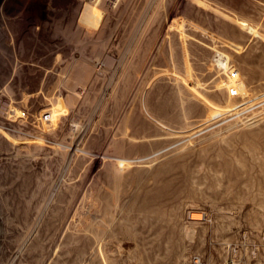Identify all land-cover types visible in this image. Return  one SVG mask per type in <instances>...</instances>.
<instances>
[{
    "label": "rangeland",
    "instance_id": "obj_1",
    "mask_svg": "<svg viewBox=\"0 0 264 264\" xmlns=\"http://www.w3.org/2000/svg\"><path fill=\"white\" fill-rule=\"evenodd\" d=\"M101 2L0 39V264H264V0Z\"/></svg>",
    "mask_w": 264,
    "mask_h": 264
},
{
    "label": "built area",
    "instance_id": "obj_2",
    "mask_svg": "<svg viewBox=\"0 0 264 264\" xmlns=\"http://www.w3.org/2000/svg\"><path fill=\"white\" fill-rule=\"evenodd\" d=\"M29 5L30 0H0V36L3 33L7 40L14 41V34L10 31L9 25L14 23L15 26L18 22L23 25L26 21V11L29 9ZM229 74L228 95L232 98H238L240 96V74L236 68L230 69ZM189 260L190 264H206L205 259L200 254H192Z\"/></svg>",
    "mask_w": 264,
    "mask_h": 264
},
{
    "label": "bare ground",
    "instance_id": "obj_3",
    "mask_svg": "<svg viewBox=\"0 0 264 264\" xmlns=\"http://www.w3.org/2000/svg\"><path fill=\"white\" fill-rule=\"evenodd\" d=\"M99 2H100V1H99ZM102 2H103V0H102ZM102 2H101V3H102ZM127 2H129V1H127ZM127 2H126V3H127ZM129 6H130V5H129ZM127 7H128V6H127ZM111 9H112V8H111ZM103 10H104V9H103ZM120 11H121V10H120ZM214 11H215V10H214ZM124 12H125V11H124ZM219 12H220V11H219ZM231 12H233V11H231ZM217 14H218V13H217ZM221 15H223V14H221ZM245 21H246V20H245ZM135 22H136V21H135ZM196 22H197V21H196ZM234 22H235V21H234ZM249 23H250V22H249ZM238 24H239V23H238ZM13 25H14V23H13ZM241 25H242V24H241ZM17 27H18V26H17ZM149 28H150V27H149ZM246 28H247V27H246ZM248 28H249V27H248ZM250 29H251V28H250ZM165 30H166V29H165ZM244 30H245V28H244ZM10 31H11V29H10ZM165 32H166V31H165ZM249 32H250V31H249ZM146 34H147V33H146ZM26 35L28 36L27 38H30V37H31V36H30V33H27ZM205 36H206V35H205ZM4 37H5L4 34L1 33L0 39H3ZM23 37H25V36H23ZM184 39H185V38H184ZM29 40H30V39H29ZM105 40H106V39H105ZM162 41H163V39H162ZM136 42H137V41H136ZM169 43H170V42H169ZM169 43H168V44H169ZM218 43H219V42H218ZM177 44H178V43H177ZM174 46H175V45H174ZM169 48H171V47H169ZM169 50H170V49H169ZM80 52H81V51H80ZM142 53H143V52H142ZM170 56H171V55H170ZM172 56H173V54H172ZM149 63H150V62H149ZM146 68H147V66H146ZM174 70H175V69H174ZM135 71H136V70H135ZM137 71H138V70H137ZM166 71H167V70H166ZM226 71H227V70H226ZM156 72H157V71H156ZM163 72H164V71H163ZM174 73H175V72H174ZM177 73H178V72H177ZM180 76H181V75H180ZM142 77H143V75H142ZM183 78H184V77H183ZM216 78H217V77H216ZM219 78H220V77H219ZM129 79H130V78H129ZM175 80H176V79H175ZM177 80H179V77H178ZM213 80H214V79H213ZM218 80H219V79H218ZM179 81H181V80H179ZM183 81H185V79H184ZM183 81H181V82H183ZM171 82H172V81H171ZM177 82H178V81H177ZM186 82H187V81H186ZM241 82H242V81H241ZM173 83H174V82H173ZM183 83L185 84V82H183ZM220 83H221V82H220ZM222 83H223V82H222ZM242 84H243V82H242ZM185 85H186V84H185ZM190 85H191V84H190ZM244 85H245V83H244ZM114 86H115V85H114ZM124 86H125V85H124ZM192 86H193V85H192ZM176 87H178V86H176ZM242 87H243V86H242ZM255 88H256V87H255ZM141 89H142V88H141ZM197 90H198V89H197ZM246 90H248L247 87H246ZM180 91H181V88H180ZM180 91H179V92H180ZM194 91H195V89H194ZM125 92H126V91H125ZM136 92H137V91H136ZM187 92H188V91H187ZM192 92H193V91H192ZM85 93H86V92H85ZM263 93H264V91H263ZM263 93H262V95H259V96H257V97H253V98H255V100H256V99H259L260 97L263 98V97H264V94H263ZM186 95H187V93H186ZM200 95H201V96L203 95V94H201V91L198 92V93H197V91H196V93L194 92L193 95H191V96H193L194 99L199 100V99H202V97H200ZM204 95H205V94H204ZM203 97H204V96H203ZM179 98H180V97H179ZM188 98H189V97H188ZM229 98H230V97H229ZM251 98H252V97H251ZM251 98H250V99H251ZM206 99H207V98H206ZM206 99H205V100H206ZM246 99H247V98H246ZM120 100H121V99H120ZM129 100H130V99H129ZM140 100H141V99H140ZM180 100L183 101V99H180ZM189 100H190V99H189ZM189 100H188V101H189ZM253 100H254V99L249 100V101L247 100V102H251V101H253ZM182 101H181V102H182ZM184 101H185V100H184ZM206 101H207V100H206ZM208 101H209V100H208ZM256 102H257V101H256ZM209 103H210V105H212L210 101H209ZM227 103H229V101H228ZM254 103H255V102H254ZM182 105H183V102H182ZM145 106H146V104H145ZM229 106H230V105H229ZM231 106H233V105H231ZM247 106H248V105H247ZM206 107H207V106H206ZM208 107H209V106H208ZM253 107H254V106H253ZM182 108H183V107H182ZM189 108L192 109V106L189 107ZM184 109L186 110V104H185V106H184ZM184 109H183V110H184ZM191 109H190V110H191ZM208 109H209V111H212V112H213V115H215V114H220L218 111H221V110H222V108L220 109L219 107H216V106H214V107H213V106H212V107H209ZM146 110H147V109H146ZM183 110H182V112H183ZM185 110H184V111H185ZM192 110H193V109H192ZM260 110H261V109H260ZM235 111H237V110H235ZM239 111H240V110H239ZM250 111H251V110H250ZM191 112H193V111H191ZM203 112L207 113V110L204 109ZM203 112H202V113H203ZM123 113H124V112H123ZM123 113H122V114H123ZM187 113H188V112H187ZM150 114H151V113H150ZM150 114L147 112V115L150 116ZM183 114H184V112H183ZM124 115H125V114H124ZM206 115H207V114H206ZM255 115H257V114H255ZM253 116H254V114H253ZM215 117H216V115H215ZM246 118H248V117H246ZM253 118H254V117H253ZM256 118H257V117H256ZM262 118H263V117H262ZM127 119H128V118H127ZM148 119H149V118H148ZM152 119H153V118H152ZM207 119H208V118H207ZM210 119H211V118H210ZM210 119H209V120H210ZM259 119H260V117H259ZM241 120H242V119H241ZM244 120H245V119H244ZM257 120H258V119H257ZM260 120H261V119H260ZM123 121H124V119H123ZM201 121H205V120H201ZM201 121H200V122H201ZM156 122H157V121H156ZM159 122H160V121H159ZM159 122H157V123H159ZM195 122H196V120H195ZM235 122H236V121H235ZM123 123H124V122H123ZM125 123H126V121H125ZM162 123H163V122H161V124H162ZM198 123H199V122H198ZM198 123H197V124H198ZM208 123H211V122L201 123L200 125L198 124L197 127H202V126H204L205 124H208ZM214 123H215V122H214ZM130 124H131V123H130ZM130 124H129V125H130ZM132 124H133V123H132ZM163 124H164V123H163ZM163 124H162V125H163ZM123 125H124V124H123ZM126 125H127V124H126ZM157 125H158V124H157ZM162 125H161V126H162ZM175 125H176V124H175ZM233 125H234V124H233ZM163 126H164V125H163ZM167 126H168V125H167ZM134 128H135V127H134ZM162 128H163V127H162ZM124 129H125V127H124ZM124 129H123V130H124ZM126 129H127V128H126ZM134 130H135V129H134ZM115 131H116V130H115ZM248 131L251 132L252 135H253V134H254V135L257 134L258 136H264V126H260V125H258V126H256V127L249 128ZM198 132H199V130H198ZM115 133H116V132H115ZM192 134H194V132L191 133L189 130H187V133L185 134V137H186V136H190V137H191ZM117 135H118V134H117ZM115 136H116V134H115ZM115 136L112 137V142L114 141L113 143L115 144L114 148H117L118 150H119V149L123 150V149L121 148L122 146H120V145H124V142H123V144H119V143H118L119 140H118ZM120 136H121V135H120ZM128 136H129V135H128ZM211 136H212V135H211ZM117 137H118V136H117ZM123 137H124V136H123ZM132 137H133V136H132ZM128 138H129V137H128ZM130 138H131V136H130ZM188 138H189V137H188ZM188 138H187V139H188ZM254 138H256V137H254ZM119 139H122V140H123L122 137H120ZM223 140H224V139H223ZM223 140H222V141H223ZM109 141H110V140H109ZM120 141H121V140H120ZM127 141H128V140H127ZM131 141H132V140H131ZM109 143H110V142H109ZM175 143H176V142H175ZM177 143H178V142H177ZM111 144H112V143H111ZM111 144H109V145H111ZM76 145H77V141L73 143V148L71 149V152L69 153L71 156L74 155V154L76 153V148H77ZM111 146H112V145H111ZM189 146H190V145H189ZM199 146H200V145H199ZM75 147H76V148H75ZM112 147H113V146H112ZM123 147H124V146H123ZM110 148H111V147H110ZM188 148H189V147H188ZM199 148H200V147H199ZM117 149H116V150H117ZM129 149H131V148H129ZM118 150L115 151V152L118 153ZM121 150H120V151H121ZM120 151H119V152H120ZM129 151H130V150H129ZM219 151H220V149H219ZM115 152H114V153H115ZM115 154H116V153H115ZM123 154H124V153H123ZM231 154H232V153H231ZM116 155H120V154L118 153V154H116ZM154 155H156V154H154ZM163 155H164V154H163ZM113 156H114V155H113ZM113 156H112V157H113ZM175 156H176V155H175ZM106 157H107V156H106ZM112 157H109V158H112ZM114 157H115V156H114ZM145 157H146V156H145ZM164 157H165V156H164ZM134 158H135V157H134ZM154 158H155V157H154ZM171 158H172V157H171ZM149 159H150V158H149ZM110 160H111V159H110ZM156 160H157V159H153V160L150 162V164H151L150 166H151V167H152L153 164H155ZM167 160H168V159H166V161H167ZM112 161L114 162V158H112ZM139 161H140V159H133V158L130 159V158H126V157H123V156H122V157L119 156V157L115 158V163H114L113 165H111V166H113L112 168L116 169V168H117V163H118V162H120V163H122V162H123V163L130 162V163H131V162H139ZM169 161H170V160H169ZM110 162H111V161H110ZM153 162H154V163H153ZM168 163H169V162H168ZM225 163H226V162H225ZM227 165H228V164H227ZM111 166H110V168H111ZM158 166H159V165H158ZM100 167H101V166H100ZM110 168H109V169H110ZM172 169H173V168H172ZM115 172H117V177H118V176H119V175H118V174H119L118 170H115ZM157 173H159V172H156L155 174H157ZM152 174H153V173H152ZM154 177H155V176H154ZM160 183H161V182H160ZM204 214H205V213H204ZM201 215H202L201 213H197V212H196V213H192V211H191V213H190V215H189V216H190V220H191L190 223H191L192 225H193V224H196L199 220H201V217H202ZM191 230H192V229H191ZM191 232H192V231H191ZM189 234H190V233H189ZM192 234H193V233H192ZM102 236H103V235H102ZM191 237H192V236H191ZM98 239H99V238H98ZM100 239H101V238H100ZM96 246H97V245H96ZM96 246H95V247H96ZM103 250H104V249H103ZM178 259H179V258H178Z\"/></svg>",
    "mask_w": 264,
    "mask_h": 264
}]
</instances>
